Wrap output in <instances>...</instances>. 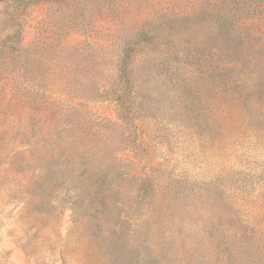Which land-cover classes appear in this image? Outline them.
<instances>
[{"label":"rangeland","instance_id":"1","mask_svg":"<svg viewBox=\"0 0 264 264\" xmlns=\"http://www.w3.org/2000/svg\"><path fill=\"white\" fill-rule=\"evenodd\" d=\"M213 1L0 2V264H264V37L139 35Z\"/></svg>","mask_w":264,"mask_h":264},{"label":"trees","instance_id":"2","mask_svg":"<svg viewBox=\"0 0 264 264\" xmlns=\"http://www.w3.org/2000/svg\"><path fill=\"white\" fill-rule=\"evenodd\" d=\"M4 1V0H0ZM13 2H29L33 0H11ZM199 18V25H204L207 29L205 37H222L235 41H246L255 36L258 39L264 37V0H214L212 4L204 2L199 4V8L185 14L169 12L161 15L159 21L152 27L144 28L142 26L139 35L147 33L148 29L156 35L160 33V27L166 28V21L180 20L182 18ZM179 42L181 35L175 33L172 35ZM116 86L113 93H117L115 102L117 112L124 120L129 118L125 112V103L130 98L131 85L127 81L129 76L126 73L117 75Z\"/></svg>","mask_w":264,"mask_h":264}]
</instances>
